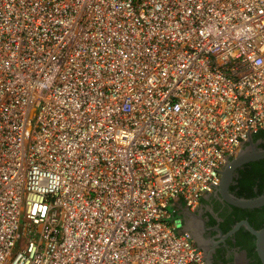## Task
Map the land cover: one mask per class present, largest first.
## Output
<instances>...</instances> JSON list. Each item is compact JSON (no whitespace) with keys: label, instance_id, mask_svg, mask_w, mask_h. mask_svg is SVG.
<instances>
[{"label":"built area","instance_id":"1","mask_svg":"<svg viewBox=\"0 0 264 264\" xmlns=\"http://www.w3.org/2000/svg\"><path fill=\"white\" fill-rule=\"evenodd\" d=\"M264 131V0H0V264H207L198 208Z\"/></svg>","mask_w":264,"mask_h":264},{"label":"flooded vegetation","instance_id":"2","mask_svg":"<svg viewBox=\"0 0 264 264\" xmlns=\"http://www.w3.org/2000/svg\"><path fill=\"white\" fill-rule=\"evenodd\" d=\"M240 150L253 159L234 169L226 196L218 186L203 196L194 211L177 205L182 231L189 233L207 264H261L255 238L243 223L254 230L264 228V205L250 209L232 202L264 196V131L252 136Z\"/></svg>","mask_w":264,"mask_h":264},{"label":"water","instance_id":"3","mask_svg":"<svg viewBox=\"0 0 264 264\" xmlns=\"http://www.w3.org/2000/svg\"><path fill=\"white\" fill-rule=\"evenodd\" d=\"M248 142H251V138L248 140ZM252 159L253 158L249 156L248 152L240 150L232 160L227 161V163L225 164V166L221 171V180L219 185L223 195L226 196L227 194L228 185L230 183L234 169ZM232 203L242 208H250V209L258 208L264 205V196L252 201H233ZM243 225L250 232V234L254 236L255 251L257 257L260 260L261 264H264V228L260 230H254L245 222L243 223Z\"/></svg>","mask_w":264,"mask_h":264},{"label":"trees","instance_id":"4","mask_svg":"<svg viewBox=\"0 0 264 264\" xmlns=\"http://www.w3.org/2000/svg\"><path fill=\"white\" fill-rule=\"evenodd\" d=\"M260 133H262V131H261V132H259L258 134H260ZM258 134H256V135H258Z\"/></svg>","mask_w":264,"mask_h":264}]
</instances>
